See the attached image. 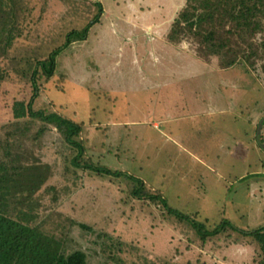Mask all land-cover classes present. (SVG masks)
<instances>
[{
    "label": "rangeland",
    "instance_id": "obj_1",
    "mask_svg": "<svg viewBox=\"0 0 264 264\" xmlns=\"http://www.w3.org/2000/svg\"><path fill=\"white\" fill-rule=\"evenodd\" d=\"M97 2L104 13L94 24ZM185 2L30 0L25 34L0 61V136L14 123V102L31 97L30 64L61 49L56 76L39 80L35 109L84 125L83 165L127 173L163 194L167 206L137 200L132 180L76 168L78 153L54 127L34 142L42 124L29 125L22 149L55 167L61 194L38 196V224L88 264H255L252 250L231 247V231L204 243L168 211L210 230L226 221L264 226V82L248 65L225 70L200 59L190 41L169 44ZM88 27L86 39L67 43Z\"/></svg>",
    "mask_w": 264,
    "mask_h": 264
},
{
    "label": "trees",
    "instance_id": "obj_2",
    "mask_svg": "<svg viewBox=\"0 0 264 264\" xmlns=\"http://www.w3.org/2000/svg\"><path fill=\"white\" fill-rule=\"evenodd\" d=\"M95 6L99 14L92 23L97 24L101 22L104 9L100 2ZM33 10L30 0H0V61L9 57L15 44L23 38ZM88 31L89 27L84 32H72L67 43L86 39ZM167 40L172 46L185 41L194 43L200 59L206 62L216 59L221 69L248 65L264 82V0H186L174 18ZM60 50H55L48 59L36 58L34 64H30L31 97L28 101L14 102V123L11 126L16 132L7 126L5 128L10 131L0 136V264H88L83 251L69 252L66 241L48 233L38 224L39 217L35 214L36 206L40 204L38 196L43 193L44 200L46 195L53 193V200L56 201L61 194L53 184L55 167L51 163H42L33 154L26 157L31 152L22 149L20 137H27L29 125L36 122H40L42 127L33 137L34 142L48 135L51 138L52 129L55 128L71 149L78 153L73 160L76 168L99 176L126 177L135 183L133 196L137 200L167 206L163 194L152 195L141 179L94 163L83 165L81 160L85 147L81 136L84 125L57 113L35 109L36 101L41 96L39 80L43 77L51 80L56 76V55ZM168 211L189 223L204 243L231 231L234 235L229 240L235 239L230 243L231 247L236 245L242 248L241 254L252 250L256 255L254 263L264 264V226L255 230H240L226 221L210 230L195 218L172 209ZM243 239L250 241L242 245ZM237 250L240 252V249Z\"/></svg>",
    "mask_w": 264,
    "mask_h": 264
}]
</instances>
